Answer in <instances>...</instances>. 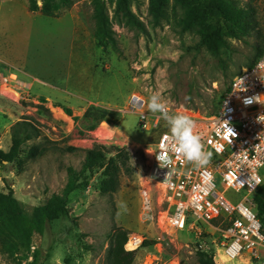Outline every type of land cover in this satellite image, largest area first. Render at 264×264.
Returning a JSON list of instances; mask_svg holds the SVG:
<instances>
[{"label":"rangeland","instance_id":"obj_1","mask_svg":"<svg viewBox=\"0 0 264 264\" xmlns=\"http://www.w3.org/2000/svg\"><path fill=\"white\" fill-rule=\"evenodd\" d=\"M102 1L117 48L97 44L96 0H73L57 18L30 12L28 0H0V150L11 146L14 123L26 120L39 130L12 163L0 164V192L11 189L31 217L53 195L61 196L67 167L80 171L84 154L63 151L67 146L123 147L133 167L131 176L120 174L119 188L110 195L99 192L101 171L88 173V184L68 195L66 216L54 217L42 235L32 237L26 262L39 249V264H106L110 239L120 228L128 233L125 247L134 251L133 264H197L199 252L213 264H242L223 263L219 232L203 221L180 232L159 224L165 204L144 150L169 127L160 118L148 129L159 113L147 104L159 94L171 115H188L196 129L206 124L231 79L254 59L255 46H264V0L251 2L261 40L231 37L230 27L239 31L209 0ZM222 1L233 10L249 3ZM133 95L145 100L147 129L140 128L136 113L127 112ZM91 107L106 113L93 130L92 119L84 118ZM35 145L45 152L28 158ZM260 174L264 180V168ZM233 195L227 192L238 199ZM134 241L136 247L127 245ZM144 241L153 244L143 247ZM10 262L0 254V264Z\"/></svg>","mask_w":264,"mask_h":264},{"label":"built area","instance_id":"obj_2","mask_svg":"<svg viewBox=\"0 0 264 264\" xmlns=\"http://www.w3.org/2000/svg\"><path fill=\"white\" fill-rule=\"evenodd\" d=\"M128 105L127 112L136 113L140 128L147 129L145 100L133 95ZM152 118L149 130L157 126L160 115ZM195 131L213 153L206 168L178 160L171 151L169 168H161L156 156L162 152L167 131L144 150L150 178L161 189L165 204L159 224L180 232L188 223L193 230L203 221L219 232L223 263L239 259L245 260L242 264H264V215H257L254 204L264 182L260 174L264 168V49L251 67L231 79L218 110ZM169 171L170 181L165 183ZM229 191L238 199L228 197ZM137 242L127 245L134 248Z\"/></svg>","mask_w":264,"mask_h":264},{"label":"trees","instance_id":"obj_3","mask_svg":"<svg viewBox=\"0 0 264 264\" xmlns=\"http://www.w3.org/2000/svg\"><path fill=\"white\" fill-rule=\"evenodd\" d=\"M120 2L124 0H119ZM157 1L158 0H153ZM244 8L231 9L225 5L222 0H209L214 7L217 15L233 26L229 28L230 35L233 38L241 36H251L261 40V30L257 25L254 16V8L251 5L253 0ZM73 0H41L38 5L37 0H28V10L34 13H40L43 16L57 18L67 11L72 5ZM105 3L102 0L95 2V19L99 30L95 33L97 44L102 47L111 45L117 48L116 41L111 35L108 27V20L104 14ZM129 13V12H127ZM255 57L245 67H251L263 52L264 46L258 43L255 46ZM229 85V84H228ZM228 89V86L226 90ZM224 91V93L226 92ZM224 95V94H223ZM39 108L45 112L48 110L43 106ZM65 114L70 115L68 108H63ZM104 111L96 108H88L84 114L85 119L91 118L94 124L89 127L93 130L95 124L105 118ZM11 146L8 151L0 150V164L12 163L20 154L21 147L28 141L39 136L38 128L29 121L22 120L16 122L10 128ZM46 148L39 145L32 146L27 151L28 158H35L42 155ZM110 150L114 151V155H109ZM67 153L84 154L82 166L79 172L69 166L66 168L67 181L63 187L61 196L53 195L45 204L34 209L33 215L28 216L22 204L13 197L11 189L7 193L0 192V254L6 256L11 264H39L40 250L35 249L32 254V260L26 262V258L31 250V240L34 235H42L46 225L53 220L54 217H64L67 214V197L75 190L85 187L88 184L87 174L92 170H100L101 180L99 192L102 195H110L115 193L120 185V174L131 176L133 167L129 164V152L125 148L110 147L106 148L101 145H94L90 149L81 150L73 146L64 148ZM254 204L257 215L263 218L264 215V182L257 189L254 195ZM128 240V233L120 228L115 229L106 252V264H133L134 251L125 248ZM151 242L144 241L143 247L150 246ZM25 261V262H24ZM197 264H213L211 260L206 258L203 252L198 253Z\"/></svg>","mask_w":264,"mask_h":264},{"label":"clouds","instance_id":"obj_4","mask_svg":"<svg viewBox=\"0 0 264 264\" xmlns=\"http://www.w3.org/2000/svg\"><path fill=\"white\" fill-rule=\"evenodd\" d=\"M147 107L151 113H159L169 127V133L161 143L162 152L156 156L161 168H169V151L175 154L176 159H183L196 168H206L210 164L213 153L207 150L202 137L195 131L196 121L186 114L171 115L167 103L159 94L154 93L149 97ZM169 181L170 171L164 182Z\"/></svg>","mask_w":264,"mask_h":264},{"label":"bare ground","instance_id":"obj_5","mask_svg":"<svg viewBox=\"0 0 264 264\" xmlns=\"http://www.w3.org/2000/svg\"><path fill=\"white\" fill-rule=\"evenodd\" d=\"M221 259L224 261L223 257H221Z\"/></svg>","mask_w":264,"mask_h":264}]
</instances>
